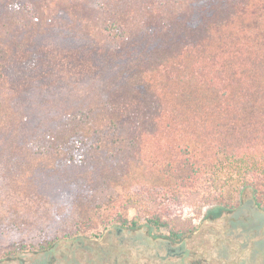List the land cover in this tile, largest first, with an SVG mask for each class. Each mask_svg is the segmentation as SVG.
Masks as SVG:
<instances>
[{"label": "trees", "instance_id": "16d2710c", "mask_svg": "<svg viewBox=\"0 0 264 264\" xmlns=\"http://www.w3.org/2000/svg\"><path fill=\"white\" fill-rule=\"evenodd\" d=\"M63 23L89 51L68 56L81 67L99 59L108 76L92 101L10 153L5 176L67 222L2 257L111 228L182 242L209 207L264 213V0H0V78L12 56H33L27 43ZM11 117L0 102L1 130ZM1 224L22 235L20 224Z\"/></svg>", "mask_w": 264, "mask_h": 264}, {"label": "rangeland", "instance_id": "374dc122", "mask_svg": "<svg viewBox=\"0 0 264 264\" xmlns=\"http://www.w3.org/2000/svg\"><path fill=\"white\" fill-rule=\"evenodd\" d=\"M79 35L70 25L60 24L54 35L44 33L42 40L36 37L27 43L33 56L16 55L5 63L0 102L12 117L9 126L0 129V264H264V213L250 210L248 204L235 213L205 208L194 220L198 230L182 242L165 240L162 231L144 226L111 228L96 237L90 234L61 242L46 253L2 257L10 244L21 239L39 244L56 234L50 227L67 222L63 210L53 214L46 206L37 207L26 200L22 186H15L5 176L4 164L12 151L23 152L24 142L33 132L89 103L105 85L108 73L99 59L81 67L77 56H68L70 51L88 56ZM16 40L21 43L23 38ZM250 196L247 191L243 203ZM190 213L188 209L180 211L184 216ZM6 220L20 224L22 235L1 224Z\"/></svg>", "mask_w": 264, "mask_h": 264}]
</instances>
